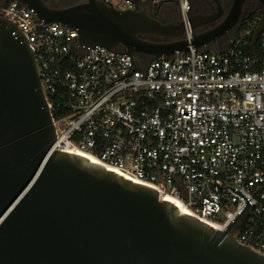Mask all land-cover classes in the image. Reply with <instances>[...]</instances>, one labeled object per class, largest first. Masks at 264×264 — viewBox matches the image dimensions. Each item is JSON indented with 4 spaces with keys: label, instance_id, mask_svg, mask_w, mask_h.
I'll return each mask as SVG.
<instances>
[{
    "label": "built area",
    "instance_id": "1",
    "mask_svg": "<svg viewBox=\"0 0 264 264\" xmlns=\"http://www.w3.org/2000/svg\"><path fill=\"white\" fill-rule=\"evenodd\" d=\"M101 1L120 11L175 4L186 28L195 4ZM0 16L15 25L34 54L47 108L54 113L56 150L85 155L155 190L160 201L181 203L189 216L214 230L223 231L244 206L225 187L247 200L253 193L264 197L260 19L244 20L223 54L189 48L170 60L136 63L104 47L81 53L74 47L75 31L43 24L15 1L2 6ZM249 203L230 235L264 254V203L254 198Z\"/></svg>",
    "mask_w": 264,
    "mask_h": 264
},
{
    "label": "water",
    "instance_id": "2",
    "mask_svg": "<svg viewBox=\"0 0 264 264\" xmlns=\"http://www.w3.org/2000/svg\"><path fill=\"white\" fill-rule=\"evenodd\" d=\"M9 1L43 24L75 31L81 53L104 47L136 63L204 51L223 34H196L207 23L190 13L187 29L182 21L161 23L139 6L120 11L101 0L62 7H53L54 0H0V8ZM230 22L235 34L239 11ZM53 118L32 50L0 16V264H264V254L230 235L249 200L264 203V197L253 193L247 200L225 187L244 206L223 231L214 230L160 201L155 190L56 150Z\"/></svg>",
    "mask_w": 264,
    "mask_h": 264
},
{
    "label": "flooded vegetation",
    "instance_id": "3",
    "mask_svg": "<svg viewBox=\"0 0 264 264\" xmlns=\"http://www.w3.org/2000/svg\"><path fill=\"white\" fill-rule=\"evenodd\" d=\"M262 3H264V0H195L190 14L201 18L198 24L203 21L207 23L195 29V33H207L214 30L222 31V36L215 44H209L207 50H213L214 47L222 49L230 36L233 35V30L229 28L232 26L231 18L235 17L239 11L240 24L247 19H260L264 16V5ZM52 6L62 7L58 4H52ZM138 9L146 10L150 16L157 13L155 19L161 23L179 22V14L175 4L161 2L154 6L151 4L141 5ZM141 61H147V59L141 58Z\"/></svg>",
    "mask_w": 264,
    "mask_h": 264
},
{
    "label": "bare ground",
    "instance_id": "4",
    "mask_svg": "<svg viewBox=\"0 0 264 264\" xmlns=\"http://www.w3.org/2000/svg\"><path fill=\"white\" fill-rule=\"evenodd\" d=\"M188 29V28H187ZM80 156H82V157H84V158H86V159H88L89 161H91L92 163H95L94 162V160H92L91 158H89V157H87V156H85V155H80ZM170 201V203H172L179 211H180V213H183V214H186V215H190V213L187 211V209H185L182 205H181V203H179V202H176V201H172V200H169Z\"/></svg>",
    "mask_w": 264,
    "mask_h": 264
},
{
    "label": "trees",
    "instance_id": "5",
    "mask_svg": "<svg viewBox=\"0 0 264 264\" xmlns=\"http://www.w3.org/2000/svg\"><path fill=\"white\" fill-rule=\"evenodd\" d=\"M61 2H63V1H60V0H54V1L52 2V4H58V5H61V4H62ZM64 2H67V3L71 4V2H73V1H71V0H66V1H64ZM64 2H63V3H64ZM67 5H68V4H67ZM55 116H56V117L59 116V113H58L57 111H55Z\"/></svg>",
    "mask_w": 264,
    "mask_h": 264
},
{
    "label": "rangeland",
    "instance_id": "6",
    "mask_svg": "<svg viewBox=\"0 0 264 264\" xmlns=\"http://www.w3.org/2000/svg\"><path fill=\"white\" fill-rule=\"evenodd\" d=\"M67 4H69V3L64 2V3L61 4V6H66ZM179 21H180V18H179Z\"/></svg>",
    "mask_w": 264,
    "mask_h": 264
}]
</instances>
